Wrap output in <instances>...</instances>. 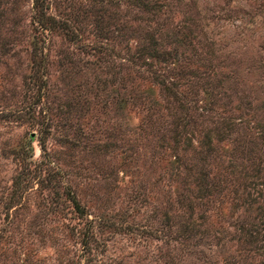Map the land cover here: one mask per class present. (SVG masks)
Masks as SVG:
<instances>
[{"label":"rangeland","instance_id":"rangeland-1","mask_svg":"<svg viewBox=\"0 0 264 264\" xmlns=\"http://www.w3.org/2000/svg\"><path fill=\"white\" fill-rule=\"evenodd\" d=\"M36 1L0 0V264H264V0Z\"/></svg>","mask_w":264,"mask_h":264},{"label":"trees","instance_id":"trees-1","mask_svg":"<svg viewBox=\"0 0 264 264\" xmlns=\"http://www.w3.org/2000/svg\"><path fill=\"white\" fill-rule=\"evenodd\" d=\"M38 5L39 4H37V1L34 0V6L37 7ZM149 49L150 50H148V52H147L149 57L155 58V59L160 60L162 62H165L167 57H169L170 54H171L169 50H166V49L162 48L161 46H159L158 49H157L156 46L152 47V48H149ZM141 50H146V49H144L142 47ZM162 89L163 90L168 89V95H170L172 98H174L173 100H174V102H176V105L175 106L172 105V107H171V109H174V111L170 115L171 118L168 121V125H164L163 124L162 130H165L167 132L169 131L171 133V138L170 139H172L173 142H176V140H175L176 138H179V137H183L184 138L186 136V134L189 132L188 129H190V127H192V125L194 124V121L192 119H190L189 115H187L188 107L184 103L180 102L179 98H176L177 97L175 95L176 91L174 90L175 91L174 92L172 90V88H167V87H164ZM175 111H178V113L176 114ZM208 132H210V131L208 130L202 136L204 138V140L201 141L200 146H199L200 149H201L200 151H202V153L203 152L206 153L207 151L210 150L209 147L211 145H210V141L208 140V134H207ZM185 139H186L187 145H190L189 139L188 138H185ZM193 186L195 188V191L198 194H201L200 192H206L207 191L206 186L202 187V185H197V184H193ZM67 195H69V194L67 193ZM69 200L73 204V207L77 211H80L75 199L72 198L71 196H69ZM82 245L83 246H87L88 245V240L87 239H83Z\"/></svg>","mask_w":264,"mask_h":264}]
</instances>
